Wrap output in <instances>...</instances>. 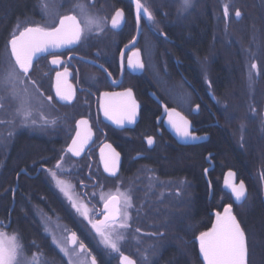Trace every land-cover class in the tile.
<instances>
[{
  "label": "flooded vegetation",
  "instance_id": "af4514ba",
  "mask_svg": "<svg viewBox=\"0 0 264 264\" xmlns=\"http://www.w3.org/2000/svg\"><path fill=\"white\" fill-rule=\"evenodd\" d=\"M33 1L21 13L8 12L12 17L7 18V31L14 28L16 33L35 24L58 26L54 22L71 14L75 3ZM44 2L53 7L52 15H45ZM84 2L92 13L107 18L104 30L86 32L73 49L47 54L34 63L25 86L33 97L32 119L36 123L23 126L19 117L15 124L10 123L15 101H6L0 109V121H4L0 123V170L4 158L11 159L15 168L12 210L8 220L1 222L4 229L18 235L25 250L22 228L12 218L18 198H24L30 210L38 205L46 207L48 202L44 194L39 195L40 200L35 198L33 189L50 192L73 220L71 227L65 226L69 233L76 232L87 252L96 255L103 250L94 239V231L83 217L74 212L70 215L71 206L49 169L71 185L73 197L88 206L93 220L103 218L102 192L131 190L134 206L128 210L130 227L124 230L128 249L143 252L152 264V257L159 252L160 190H167L178 205L204 202L207 217L223 214L224 209L211 212L210 204L215 191L221 190L231 198V208L238 206L223 189L225 176L231 171L237 184L244 183L247 198L261 189L264 199V0H193L187 12L180 11L182 0H143L155 22L142 15L139 24L135 0ZM118 10H123L124 19L118 28H112L111 18ZM237 10L240 17L235 15ZM11 37L0 40V60L9 56ZM136 52L138 57L133 55ZM54 56L62 63L53 65ZM129 59L141 61L144 67L130 66ZM65 69L67 75L61 76L60 88L65 94L74 93L71 102L56 95V73ZM128 89L138 105L137 114L134 123L126 121L120 126L104 115L103 94ZM48 96L53 97L51 102ZM113 103L121 100L114 98ZM173 109L190 121L189 130L197 139L178 135L169 123L168 112ZM81 119L89 122L91 136L81 154L74 156L67 149L80 131ZM149 138L154 141L151 145ZM230 144L234 153L227 151ZM112 149L119 153L115 176L105 171L101 158L102 151L110 158ZM22 158L28 159L24 166ZM170 160L172 169L166 168ZM61 161V168L56 169ZM28 189L33 193L26 198ZM186 194L187 202H181L180 197ZM38 220L42 224V218ZM215 223L216 216L206 231ZM133 238L149 243L139 250ZM198 238L196 250L201 255Z\"/></svg>",
  "mask_w": 264,
  "mask_h": 264
},
{
  "label": "snow or ice",
  "instance_id": "6c2138e0",
  "mask_svg": "<svg viewBox=\"0 0 264 264\" xmlns=\"http://www.w3.org/2000/svg\"><path fill=\"white\" fill-rule=\"evenodd\" d=\"M41 7L46 16L53 14V7L49 3L44 2ZM192 7L193 0H182L180 11L187 12ZM135 11L138 24L142 15L149 21L155 22V16L143 0H135ZM224 14L225 16L228 15L227 5L224 7ZM235 15L240 17L241 12L237 10ZM123 19V10H118L111 18V27L118 28ZM106 22L107 18H102L91 12L89 5L84 0H75L72 13L59 16L58 20L54 22L58 26L50 27L35 24L34 26H25L12 35L9 40L10 53L8 60L3 70H0V109L5 108V103L8 100L15 101L17 105L10 123L15 124L16 117L20 118V123L23 126L36 123V120L32 119L33 97L25 86V81L30 80L29 73L36 57L41 53L50 52V50L79 43L86 32L92 33L94 30L102 32ZM133 55L138 57L139 52ZM51 63L59 65L62 61L59 56H54ZM128 63L133 67L141 69L144 67L139 60L134 63L133 60L129 59ZM256 67V64L252 65L253 69ZM62 75H67L66 69L64 73H56V95L61 100L71 102L74 93L69 91L65 94L61 91L60 80ZM31 83L36 85L35 81H31ZM40 95L43 94L40 93ZM103 95L105 99L103 111L107 118L112 119L120 126L126 121L129 123L135 122L138 105L133 98L131 89L123 93L105 92ZM114 98H119L121 103H113ZM46 99L51 102L53 97L48 96ZM197 108H199V105H197ZM165 111H168V109L166 108ZM3 122L0 121V123ZM45 122L47 123V121ZM51 123H55V121H51ZM169 123L182 138L197 139L189 130L191 127L190 121L179 112H176L175 109L169 113ZM78 127L80 131H77L76 139L72 141V145L67 149L74 156L81 154L88 137L91 136V128L86 119H81ZM153 142L152 138L148 139L149 145ZM106 147L111 148L110 145ZM111 151L110 158H106L103 151L101 152V158L104 161L105 171L115 176L119 166V153H116L114 149ZM61 163L62 161L56 164V169L61 168ZM49 172L60 192L68 200L71 208L87 221V224L94 230L95 235L99 237V242L103 247L111 252L118 253L122 264H136L133 259L124 255L121 251V244L126 238L124 230L130 227L131 216L128 210L134 206L131 190L121 191L117 188L115 192H102L100 198L104 201L103 218L93 220L89 214L88 206L79 203L73 197L70 191L71 185L61 179L57 172L51 169H49ZM225 184L231 189L237 201L245 197V185L242 181L239 184L236 183L235 173L231 171L228 173ZM42 221L45 232L51 236L60 251L68 257L69 264H97L96 257L87 252L84 243L79 240L76 232H70L67 236L64 235L68 230L59 223V218L55 223V230L51 226V216L43 215ZM4 227L6 226L3 225V222H0V264H43L42 254L26 255L18 235L15 233L9 235L4 231ZM136 231L139 232L140 230L136 229ZM57 232L61 234L59 238ZM198 239L200 252L203 254L206 264H247L245 234L235 216L232 215L231 206L225 208L223 214L216 213L215 225L210 231L202 232ZM84 253H87V255H82ZM144 258L147 259L146 256Z\"/></svg>",
  "mask_w": 264,
  "mask_h": 264
},
{
  "label": "trees",
  "instance_id": "16d2710c",
  "mask_svg": "<svg viewBox=\"0 0 264 264\" xmlns=\"http://www.w3.org/2000/svg\"><path fill=\"white\" fill-rule=\"evenodd\" d=\"M38 1L39 0H36L37 3ZM33 3V0H0V10L2 11H0V40L15 33L14 31L12 32L14 28L7 31L9 25L7 18L12 17L8 12L18 11V13H21L24 9L31 7ZM227 151L228 153H234L231 144L228 145ZM27 160V158H22L21 165L24 166ZM171 167H173V165H171L170 160L166 168L172 169ZM14 171L15 168L12 164V160L4 158L0 170V172H2V174L0 173V222L8 220L9 213L12 210ZM33 190V195L38 200H40L39 195L44 194L48 200L46 207H39L38 205L29 210V208L25 206L24 198L19 197L17 206L12 214L13 220L19 221L18 223L22 228L25 254L28 256L34 253L42 254L41 258L43 264H69L68 259L55 247L51 237L45 233L38 217L42 218L43 215H47L51 216L52 220L60 218L68 223V227L72 226L73 220L70 216L66 215L65 212L67 211L58 204L57 199H55L50 192H43L38 188ZM160 191L159 252L152 257L154 258L153 262L157 260L152 264H205L201 255L196 250L198 244L195 239L202 232H206V227L210 226L211 223L213 224L216 215L213 214L210 217L206 216L207 207L204 202L197 204V206L188 204V194L180 197L181 202L185 200L187 203L178 205L174 202L175 198L166 193L167 190ZM32 193L33 192L28 189L24 196L28 198ZM231 204L232 201L229 195L218 190L215 191L210 209L211 212L215 213L218 210H223V205L229 207ZM233 208V215L246 238L247 264H264V199L261 189L251 192L243 205L234 206ZM34 212L36 213L34 214ZM146 240L147 239H132L134 247L139 250L145 246V243H149V241ZM123 252L137 259L139 264H142L140 259L142 252H130L128 248H123ZM101 255L102 253L94 255L100 259L101 264H119L117 261H119L120 255L118 258L107 254L105 255L108 256V258Z\"/></svg>",
  "mask_w": 264,
  "mask_h": 264
},
{
  "label": "rangeland",
  "instance_id": "374dc122",
  "mask_svg": "<svg viewBox=\"0 0 264 264\" xmlns=\"http://www.w3.org/2000/svg\"><path fill=\"white\" fill-rule=\"evenodd\" d=\"M7 58H8V56H6L5 55V57H2L1 58V60H0V70H3V68L5 67V65H6V62H7ZM8 115H10V117L12 116V112H9L8 113ZM8 119H10L9 117H8ZM7 121V120H6ZM9 131V133H11L12 134V132H11V129H9L8 130ZM227 208V207H226ZM225 209V208H224ZM69 211H70V215L72 216V214H71V212H74V214L75 215H77V213H75V210L74 209H69ZM77 216H80L79 214L77 215ZM82 216H80V217H78V218H81ZM77 218V217H76ZM56 221H57V219L56 220H52V227H53V229L55 230V223H56ZM59 223L62 225V226H67V222L66 221H63L62 219H60L59 218ZM42 226H43V228H44V225H43V222H42V224H41ZM68 230V229H67ZM4 231H6L9 235H11V234H13V231L12 230H6V229H4ZM94 231V230H93ZM68 233H69V230H68V232H65L64 233V235L65 236H67L68 235ZM48 234V233H47ZM126 234V233H125ZM49 235V234H48ZM60 232H57V237L59 238L60 237ZM50 236V235H49ZM94 236H95V241H96V243H97V245H98V247H99V249L100 250H103V253H105V254H107V255H111V256H115V257H117L118 258V256H119V254L118 253H114V252H111L110 250H108V249H105L104 247H103V245L99 242V237L98 236H96L95 234H94ZM51 237V236H50ZM52 239V238H51ZM53 241V240H52ZM127 241H128V236H127V234H126V238H125V240L122 242V244H121V251L123 252V248H128V245H127ZM63 242V241H62ZM53 244L55 245V247L60 251V249L57 247V245L53 242ZM61 252V251H60ZM62 254H63V252H61ZM102 253V255L101 256H103V257H107L108 258V256H106L105 254H103ZM141 253V252H140ZM143 253V252H142ZM123 254H124V252H123ZM64 255V254H63ZM87 255V254H86ZM65 256V255H64ZM146 255H141V257H140V259H141V261H142V264H149L150 262L149 261H147V259H145L144 257H145ZM67 259H68V257L67 256H65ZM147 257V256H146ZM150 257V256H149ZM158 258V257H157ZM156 258V259H157ZM74 259H75V257H74ZM96 259H97V264H101V262H100V259H98L97 257H96ZM119 260H120V258H119ZM68 261H69V259H68ZM157 261V260H156ZM156 261H154V262H156ZM119 261H117V263H118ZM154 262H152V263H154ZM120 264V263H119Z\"/></svg>",
  "mask_w": 264,
  "mask_h": 264
},
{
  "label": "water",
  "instance_id": "95a60500",
  "mask_svg": "<svg viewBox=\"0 0 264 264\" xmlns=\"http://www.w3.org/2000/svg\"><path fill=\"white\" fill-rule=\"evenodd\" d=\"M77 44H78V43H76V44H72V45H69V46H65V47H61V48H57V49H55V50H50V52L41 53V54H39V55L36 57V59L33 61V65H34V63H35L39 58H41L42 56H46L47 54L54 53V52H60V51L66 50V49H73L75 46H77ZM32 68H33V67H32ZM31 70H32V69H31ZM31 70H30V71H31ZM168 113H170V112H168ZM168 128H169L170 132H172V130H173L172 127L169 126ZM226 179H228V174L225 176V180H224V184H223V189H224L227 193H229V194L232 195V197H233L234 202H235L236 205H238V206H239V205H242V204L246 201V199H247V196H248V192H247V190H246L245 197H243L240 201H237L236 198H235V195L232 193L231 189H230L229 187L226 186V184H225ZM231 210H232V215H233V208H231ZM198 241H199V239H198ZM124 255H125V254H124ZM127 256H128V255H127ZM129 257H130V256H129ZM201 257H202V259H203V261H204V258H203V254H202V253H201ZM130 258H131V257H130ZM131 259H133V258H131ZM133 260H134V259H133ZM134 261H135V260H134ZM135 262H136V261H135ZM119 263L122 264L121 257H120ZM204 263L206 264L205 261H204ZM136 264H137V262H136Z\"/></svg>",
  "mask_w": 264,
  "mask_h": 264
}]
</instances>
